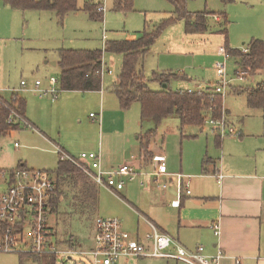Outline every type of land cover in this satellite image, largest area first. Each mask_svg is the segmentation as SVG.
<instances>
[{
    "label": "rangeland",
    "instance_id": "374dc122",
    "mask_svg": "<svg viewBox=\"0 0 264 264\" xmlns=\"http://www.w3.org/2000/svg\"><path fill=\"white\" fill-rule=\"evenodd\" d=\"M92 1L105 2L103 20H92L87 12L78 11L69 13L60 21L52 12L16 10L0 0V95L8 100L23 98L26 102L25 121L28 122V118L36 120L37 127H34L49 137L53 144L60 141L68 144L71 148L70 155L75 158L83 152H98L101 145L104 154L120 165L124 160L128 162L136 157L138 161L141 158V140L138 138L154 129L155 136L151 140V146L163 145L167 151L166 157L169 155L178 165L182 148L192 153L203 151L217 156L221 151L218 139H222L227 148L234 146L235 141H240L242 134L244 142H238L242 145L254 140L264 142V106L250 108L247 102V90L256 89L260 83H264V72L246 76L238 74L239 63L235 57H229L224 52L225 36L220 32L224 28L223 17L226 16L227 39L231 49L244 51L252 40L264 41V0H187L186 9L189 12L199 15L211 13L206 18L208 29L188 33L185 20L168 25L143 61L144 75L152 91L166 89L160 83L151 81L154 73L162 72L185 74L192 79V83L213 90L220 82L216 65L226 62L225 80L229 85L224 94L218 96L222 99L223 111L227 109L230 112V117L226 119L237 132L234 136L219 138L212 130L210 116H207L202 127L188 126L182 134L181 122L177 117L164 119L155 127L151 120L142 122L139 103H134L128 110H122L112 87L118 81L123 56L104 51L102 88L111 95L107 103L110 119L108 124L113 120H127V128L134 133L130 132L131 135L126 136V139L102 136L100 121L93 120L102 118V111L97 106V94L63 91L60 83L61 69L52 63L59 61L60 49L104 50L103 30L108 41L141 36L145 30L155 31L165 20L176 17L175 8L168 0H132L130 9L117 11L115 0ZM84 3L85 0H78V7L83 8ZM196 21L202 22L198 18ZM50 77L57 79L55 89L59 97L56 100H52L49 95L40 96L33 90L37 80L42 82L41 89L49 88ZM22 81L27 83L26 89L16 91L21 88ZM193 86L195 85L191 82L174 81L170 88L174 91L188 90ZM89 96L92 97L90 101L87 100ZM16 142L18 146H15ZM58 159L56 146L39 139L31 124L27 126L21 122L20 127L11 134L0 136V168H14L26 162L28 168L46 170L56 177ZM147 169L150 170V167L146 166L144 171L147 172ZM140 172L134 173L133 181L124 177L126 189L129 190V196L125 198L132 204L143 201L152 209L153 216L166 222L168 230V197L166 201L159 200L163 193H168V188L165 190L162 187L164 184L168 187V180L160 178L158 185L151 186L148 185L149 180L154 178L146 173L141 175ZM3 181L0 179V193L5 188ZM147 190L151 191L147 193ZM75 191V188L64 187L65 193L61 197L59 209L49 217V223L60 239L72 242L70 244H73L78 253L90 251L94 247L93 223L96 217L120 220L122 229L132 236H135L137 221L146 222L138 209L134 211L126 200L103 188L97 189L98 203L93 212L87 210L81 214L73 208L72 197ZM124 225L126 229L123 228ZM65 244L68 245L63 243L57 249L65 251ZM21 254L23 253L0 252V264H38L29 254ZM122 261H125L123 264H176L162 258H127ZM57 264L93 263L88 256L74 254L68 259L58 256Z\"/></svg>",
    "mask_w": 264,
    "mask_h": 264
},
{
    "label": "crops",
    "instance_id": "0c3cea01",
    "mask_svg": "<svg viewBox=\"0 0 264 264\" xmlns=\"http://www.w3.org/2000/svg\"><path fill=\"white\" fill-rule=\"evenodd\" d=\"M217 19L219 21V17ZM138 37L140 36L133 35L125 40L132 41ZM106 41L104 42L102 35L103 47H105ZM53 65L58 66V62ZM103 65H105L104 57ZM191 84L195 86L189 89L196 90L203 87L200 84H195V82H191ZM19 90L24 89L21 87L16 91ZM85 93L97 94V106L99 105L103 115H100L102 118L93 120L100 121L99 127L103 137L109 135L111 139H114L115 136L119 139L123 137L126 139L131 135L130 132L134 133L127 128L128 121L125 119L124 121L113 120L112 123L108 124L110 119L108 118L107 103L111 95L105 93L103 88L99 91ZM0 97L10 101L1 95ZM90 98L92 97L89 96L87 100L90 101ZM225 110L227 112L226 117H230V112L227 109ZM92 114L90 113V116ZM25 118H27L26 115ZM28 120L33 126V130L38 133L39 139L47 142V144L56 146V152L57 148H59L70 155L71 148L68 144L62 141L53 144L49 137L35 128L37 127L36 120L32 121L29 118ZM242 137L243 134L240 141H235V145L228 148L225 143L223 144L222 139H218V148L221 151L217 156H212L209 152L204 153L203 151L192 153L188 149L182 148L178 165L174 163L168 154L166 157L165 152L167 151L163 145L157 144L153 147L150 144L147 152H144L141 148L142 154L138 161L136 157L132 158L136 161L130 159L126 162L123 159L124 162L122 163L132 164L136 173L141 171V175L146 173L150 178H154L153 180L149 178L148 185H158L160 178L168 180V187L165 184L162 186L165 190L168 188V193H163L161 199L159 197V200L163 201H166L168 197V230L166 229V222H162V220L153 216L152 209L143 201L141 203L137 202L140 205L137 206V204H132V202L126 200L125 197L129 196V190L127 191L126 186L122 191L113 192L115 193L114 195L126 200L127 205H131L134 211L138 209L141 217L146 219V222L145 220H142V222L137 221L135 236L130 234L131 237L150 246L147 236L152 234L153 227H155L160 233L168 235L174 240L175 244L170 249L173 253L177 251V247L189 252H195L199 247L203 246V254L205 256L211 257L219 251H223L224 258L220 264H235L236 259H240L244 264H264V142L254 140L250 144L242 145L238 143L244 142ZM103 151L104 149L100 145L98 152L101 153L102 168L104 170L123 165L121 162L120 165H117L119 162L111 161ZM157 156L165 158V175H154L156 166L153 159ZM26 164L25 162L18 164L14 168L1 167L0 169H15L19 166L27 167ZM146 166L150 167L147 172H145ZM179 175H181L182 183L181 192H179ZM219 176H222V178H219ZM188 190L191 191L190 194L187 193ZM107 191L112 193L109 190ZM149 191L147 190L146 192L149 193ZM177 201H179L178 205L173 204ZM216 226H219V234H216ZM123 228L126 229L125 225ZM60 245L63 244L60 243ZM65 245L67 246V244ZM68 245L75 248L73 244L68 243ZM166 260L173 261L176 264H186L176 259ZM123 263L125 261L121 262V264Z\"/></svg>",
    "mask_w": 264,
    "mask_h": 264
},
{
    "label": "trees",
    "instance_id": "16d2710c",
    "mask_svg": "<svg viewBox=\"0 0 264 264\" xmlns=\"http://www.w3.org/2000/svg\"><path fill=\"white\" fill-rule=\"evenodd\" d=\"M3 4L16 10L46 11L55 14L62 21L69 13L85 11L92 20H103V13L98 11V5L91 0H85L84 7H78V0H2ZM173 4L176 17L165 20L155 31H144L136 40L106 41L104 50H75L60 49L58 66L61 69V89L63 91H99L102 88V76L100 70L103 66V54L112 52L121 54L123 62L118 76V81L113 85L112 91L116 94L120 108L128 110L134 103L141 106V119L153 121L155 127L167 118L177 117L181 122L182 134L188 126L202 127L207 116L212 119H221L223 113L222 99L211 93H190L185 89L172 90L170 87L158 91H152L148 87V80L144 75L143 61L161 32L168 25L177 21H186L188 33H199L208 29L206 18L210 13H191L186 9L187 0H168ZM124 4V5H123ZM132 6V0H115V10H128ZM202 22L196 21L197 18ZM201 18V19H200ZM221 33L225 36L224 52L229 57H235L240 66V72L253 75L264 72V41L252 40L248 51L234 50L229 47L227 39L228 20L223 17ZM163 86H169L173 81L192 82V79L182 73L162 72L154 73L152 80ZM247 102L250 108L264 106V83H260L256 89L247 90ZM241 93V91H240ZM26 102L15 97L6 101L0 97V136H7L20 127V123L12 118L13 113L25 118ZM155 136V130L151 129L141 139V148L148 151L151 140ZM55 171L57 185L56 196L52 203V214L57 213L64 195V187L75 188L73 195V208L79 213L95 209L98 203V187L75 164L63 161L59 158ZM7 227L0 222V231ZM57 242L72 243L70 240H62L56 234ZM24 255V254H21ZM38 264H57L55 255H30Z\"/></svg>",
    "mask_w": 264,
    "mask_h": 264
},
{
    "label": "built area",
    "instance_id": "2783aa9c",
    "mask_svg": "<svg viewBox=\"0 0 264 264\" xmlns=\"http://www.w3.org/2000/svg\"><path fill=\"white\" fill-rule=\"evenodd\" d=\"M92 1V0H91ZM93 3L98 5V11L104 13L105 2ZM104 42L107 35L103 34ZM245 49L243 52H247ZM227 55V54H226ZM228 58V56H227ZM104 65L100 70V75H104ZM216 72L220 82L211 90L205 87L188 89L190 93H211L213 95L224 94L225 88L229 85L226 81V62L216 65ZM108 73H111L108 70ZM238 74L244 76V73ZM51 86L41 89L42 82L37 80L34 91L40 96L49 95L52 100H56L59 95L55 89L57 79L50 77ZM27 83L21 82L22 89ZM95 118V115H91ZM12 118L16 122L30 124L23 117L13 113ZM213 132L220 137L234 136L236 130L227 122L226 114L223 113L221 119H212ZM18 146V143H15ZM57 154L63 161L75 164L90 180L99 188H105L111 192L122 191L126 185L124 177L130 181L135 179V169L132 164L126 163L109 170L102 168L100 152H83L78 158L72 157L62 149L57 148ZM155 163V176L166 174L165 158L157 156L153 159ZM222 178V176H219ZM0 179H3L5 188L0 193V222L7 227L0 231V252L23 253L29 255H55L63 258H71L74 254H80L91 258L93 264H119L121 260L127 258H162L176 259L186 264H220L224 258L223 251H219L214 256H205L204 247H199L195 252L186 251L177 247L176 252H171L174 240L168 235L160 233L153 227L152 234L147 236L150 246L134 239L122 229V224L118 219L96 217L94 220V247L90 251L77 252L75 248L67 245L65 251H59L57 247L56 232L50 226L49 217L52 215V203L56 196L57 180L46 170H35L26 166H19L15 169H0ZM179 192L182 191L181 175H179ZM188 194L191 191H187ZM173 204L178 205L179 201ZM216 234H219V226H216ZM69 247V248H68ZM25 248V252H24ZM22 250V251H21ZM235 264H244L240 259L235 260Z\"/></svg>",
    "mask_w": 264,
    "mask_h": 264
},
{
    "label": "water",
    "instance_id": "95a60500",
    "mask_svg": "<svg viewBox=\"0 0 264 264\" xmlns=\"http://www.w3.org/2000/svg\"><path fill=\"white\" fill-rule=\"evenodd\" d=\"M53 64H55V63H53ZM164 87H165V88H168L169 86H166V85H165Z\"/></svg>",
    "mask_w": 264,
    "mask_h": 264
}]
</instances>
